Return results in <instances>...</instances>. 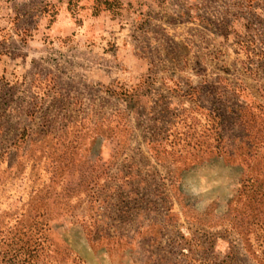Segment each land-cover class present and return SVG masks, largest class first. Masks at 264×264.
<instances>
[{"label":"rangeland","instance_id":"374dc122","mask_svg":"<svg viewBox=\"0 0 264 264\" xmlns=\"http://www.w3.org/2000/svg\"><path fill=\"white\" fill-rule=\"evenodd\" d=\"M0 264H264V0H0Z\"/></svg>","mask_w":264,"mask_h":264}]
</instances>
